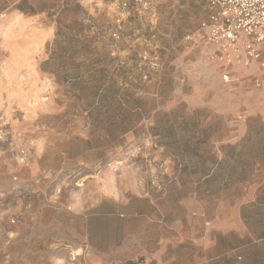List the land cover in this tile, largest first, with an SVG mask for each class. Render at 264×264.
Wrapping results in <instances>:
<instances>
[{"label":"rangeland","instance_id":"1","mask_svg":"<svg viewBox=\"0 0 264 264\" xmlns=\"http://www.w3.org/2000/svg\"><path fill=\"white\" fill-rule=\"evenodd\" d=\"M122 1L0 0V264H124L133 185L163 192L193 155L179 130L223 137L230 116V155L247 154L245 89L264 80L212 57L209 0ZM107 182L121 199L98 197Z\"/></svg>","mask_w":264,"mask_h":264},{"label":"crops","instance_id":"2","mask_svg":"<svg viewBox=\"0 0 264 264\" xmlns=\"http://www.w3.org/2000/svg\"><path fill=\"white\" fill-rule=\"evenodd\" d=\"M253 65L234 67H247L238 71L246 82L252 75L264 80V66ZM222 66L224 71L232 67ZM245 90L241 131L248 139L247 154L242 159L230 155L235 146L230 116L225 115L223 137L205 141L179 130V150L187 154L191 147L193 155L180 161L183 170L165 191L147 194L139 183L133 185L130 210L139 227L128 233L135 245H124L114 254L119 262L143 258V264H264V133L259 141L250 138L255 122L264 123V89ZM155 140L163 152L172 154L165 138ZM95 189L101 200L116 199V193L121 199L108 182ZM101 254L103 260L111 257Z\"/></svg>","mask_w":264,"mask_h":264},{"label":"built area","instance_id":"3","mask_svg":"<svg viewBox=\"0 0 264 264\" xmlns=\"http://www.w3.org/2000/svg\"><path fill=\"white\" fill-rule=\"evenodd\" d=\"M133 2L151 7V0H123L119 9L123 13ZM209 4L211 13L201 29L214 46L212 57L225 66L253 62L264 66V0H209ZM228 77L225 73L224 79Z\"/></svg>","mask_w":264,"mask_h":264},{"label":"trees","instance_id":"4","mask_svg":"<svg viewBox=\"0 0 264 264\" xmlns=\"http://www.w3.org/2000/svg\"><path fill=\"white\" fill-rule=\"evenodd\" d=\"M124 264H143V258H140L138 261H128Z\"/></svg>","mask_w":264,"mask_h":264}]
</instances>
